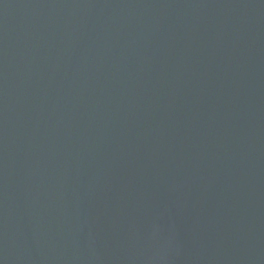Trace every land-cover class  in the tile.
<instances>
[{"label": "water", "instance_id": "water-1", "mask_svg": "<svg viewBox=\"0 0 264 264\" xmlns=\"http://www.w3.org/2000/svg\"><path fill=\"white\" fill-rule=\"evenodd\" d=\"M0 264H264V0H0Z\"/></svg>", "mask_w": 264, "mask_h": 264}]
</instances>
